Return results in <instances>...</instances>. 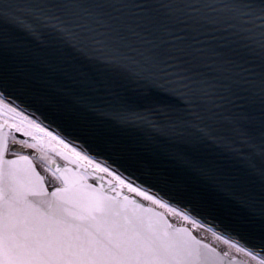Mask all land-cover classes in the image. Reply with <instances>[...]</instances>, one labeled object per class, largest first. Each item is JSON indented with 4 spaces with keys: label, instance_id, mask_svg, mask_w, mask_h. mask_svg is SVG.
Here are the masks:
<instances>
[{
    "label": "snow or ice",
    "instance_id": "6c2138e0",
    "mask_svg": "<svg viewBox=\"0 0 264 264\" xmlns=\"http://www.w3.org/2000/svg\"><path fill=\"white\" fill-rule=\"evenodd\" d=\"M0 264H264V0H0Z\"/></svg>",
    "mask_w": 264,
    "mask_h": 264
},
{
    "label": "bare ground",
    "instance_id": "6f19581e",
    "mask_svg": "<svg viewBox=\"0 0 264 264\" xmlns=\"http://www.w3.org/2000/svg\"><path fill=\"white\" fill-rule=\"evenodd\" d=\"M203 231V230H202ZM205 237H207L209 240H212V237H211V235L210 234H206V236ZM241 257H243V256H241ZM244 258V257H243Z\"/></svg>",
    "mask_w": 264,
    "mask_h": 264
},
{
    "label": "rangeland",
    "instance_id": "374dc122",
    "mask_svg": "<svg viewBox=\"0 0 264 264\" xmlns=\"http://www.w3.org/2000/svg\"><path fill=\"white\" fill-rule=\"evenodd\" d=\"M51 155L55 156V154H51ZM55 159H57V157H55Z\"/></svg>",
    "mask_w": 264,
    "mask_h": 264
}]
</instances>
